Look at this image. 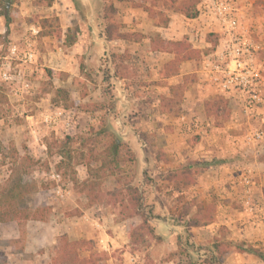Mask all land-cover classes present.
<instances>
[{"label": "crops", "instance_id": "crops-1", "mask_svg": "<svg viewBox=\"0 0 264 264\" xmlns=\"http://www.w3.org/2000/svg\"><path fill=\"white\" fill-rule=\"evenodd\" d=\"M82 1L87 12L85 20L78 14L74 0H53L50 6H40L56 9L54 14L59 16L66 12L67 17L61 18L62 26L54 28H58L59 34L41 35L39 19L51 17L36 16V56L48 62L44 66L69 76L82 75V69L87 67L105 74L102 81L110 84L112 103L104 104L109 93L102 89L101 105L91 113V102H85L83 107L87 109L83 112L88 121L97 125L103 117L111 118V125L134 153L140 191L159 216L150 221L156 232L164 239L169 235L171 241V232L180 233V227L188 229L189 240L196 247L188 250L185 259L196 256L199 261L210 259V264H264L256 255L236 248L238 244H250L264 252V220L248 214L233 191V182L243 169L252 168L256 175L253 193L264 206V155H256L244 138L257 121L243 115L232 97L203 79L199 73L203 55L181 60L174 70L170 64L175 54L151 47V37L159 35L173 41L186 38L193 49L205 50L214 40L217 42L215 34L208 37L206 29H199V18L184 16L171 8L168 0L167 7L156 5L154 0H109L113 20L118 24L117 33L131 36L107 38L104 4L99 10L93 0ZM241 4L244 22L250 23L252 32L264 43V0H241ZM163 17L167 18L166 25L160 23ZM4 21L0 15V34L8 32ZM72 25L74 32L70 30ZM68 36L74 37L72 41ZM51 38L57 43L49 49ZM40 62L36 61V66L24 65L39 70ZM217 98L227 103L229 113L223 120L206 111V103ZM44 101L45 98L36 101L41 108L38 111L45 109ZM39 120L37 114L36 124L26 126L29 132L40 128ZM190 132L199 135L197 141L186 140ZM200 161L204 167L197 169ZM97 214L100 218L95 222L100 233H104L105 224L118 228L112 219L109 225V213ZM174 215H181V221L189 223H174L170 219ZM58 229L34 219L22 224L15 220L0 222V264H50L46 252L55 245ZM65 231L94 238V232L84 227L66 226ZM104 234L106 239L117 241L116 237ZM44 235L49 239L43 241ZM217 243L230 246L218 252L214 247ZM37 247L44 250L36 253Z\"/></svg>", "mask_w": 264, "mask_h": 264}, {"label": "rangeland", "instance_id": "rangeland-1", "mask_svg": "<svg viewBox=\"0 0 264 264\" xmlns=\"http://www.w3.org/2000/svg\"><path fill=\"white\" fill-rule=\"evenodd\" d=\"M83 2L82 0H74L78 14L82 17V20H85L87 12ZM154 3L161 7H167L166 0H154ZM93 4L96 8L98 6L100 10L103 4L105 7L108 6L109 0L105 2L93 0ZM55 12L56 9L50 10L46 7L36 6L34 0H13L8 9H5L2 1H0V15L4 17V20H9L8 32L0 34V62L6 61L10 63L12 72L21 70L23 79L30 84L28 91H23L18 85L19 83L0 79V87L6 95V101L0 108V194L9 186L19 184L26 191L23 198L19 201V208L30 211L39 206H48L50 208L46 220H41L59 228L55 245L49 247V251L46 252L50 258L55 253L58 238L66 235L70 240L90 241L89 244L83 247L84 249L80 250L81 255L87 257L92 253L100 254V259L105 260L107 264H130L128 260L129 254L136 257L135 264H210L212 261L209 262L210 259L208 258V260L203 259L201 261L196 256L184 258V256H188V250H192L196 246L189 240L190 232L188 229L182 227H178L181 231L180 233L171 232V234L173 233L171 241H169L168 235V237L165 236L168 240L163 238L161 241H156L155 238L149 236L145 245L130 243L128 238L129 228L132 224H138L140 219L135 216L127 219L126 222H119L121 221L120 206L115 203L114 194L129 179H133L132 181L140 187L139 166L136 162L121 165L119 175L122 178L120 181L116 180L118 178L116 175L106 176L101 183V198L93 204H89L88 199L80 192L79 187L72 183L70 180L71 174H64L68 170L66 164L60 170L57 169V163L61 159L59 150L65 142H68L66 137H72L65 144H68L73 150L78 146V143L75 142L78 136L89 131L91 127L97 126V124L88 121V118L84 115L83 111L87 109L83 107L84 103L91 102L88 111L93 113L97 109L98 104L101 105L99 97L102 89L109 93L106 94L103 101L107 106L112 103V96L110 95L111 91L108 89L110 84H104L102 81L105 74H100L93 68L87 67L84 71L82 69V75L78 74L76 76H69L64 72L52 69L51 75L46 72L49 67L44 66V64L48 65V62L44 63L43 59H40L41 56H36V34H33L32 29L33 27L36 28V16L44 17L48 15L51 17V28L49 29L53 30L57 26H62L64 21L61 18L67 17V13L64 12V14L59 16L55 15ZM245 24L247 26L250 25L249 22H245ZM74 28L75 25H72L70 30L74 32ZM250 37L261 46L256 55L264 71V43L254 32L250 34ZM51 40L53 39L51 38ZM11 43L18 44L19 54L17 57H12L9 54V45ZM55 43H57L55 40L50 41L48 48L53 47ZM39 45L38 43L37 46L39 47ZM58 45L63 47V44L58 43ZM29 48L34 52L32 61H26L23 56L25 50ZM53 49L55 50V48ZM52 54L54 52L49 54V57ZM4 56L7 57L4 59ZM45 58H48L47 54ZM38 60L41 61V65L38 66L39 70H36V68L30 69L31 67L24 65L31 64L36 66V61ZM19 63L22 64V67ZM86 72H89L87 73L88 76ZM55 87L67 88L71 98L77 102L75 106L69 108L73 112H71L74 121L72 129L64 133L60 131L57 133L55 131L44 133V129L39 134L33 131L29 132L26 126L32 125L33 127L36 124V101L39 98H45L43 107L46 110L50 108L49 104L55 105L51 101L53 88ZM82 98L85 101H82ZM107 119L111 120L109 117ZM198 138L199 135L197 133L190 132L186 140L195 142ZM71 164L74 165V159L71 160ZM203 165V162L200 161L199 165L195 167L200 169L204 167ZM52 167L63 177V180L59 183L62 187V195H58L55 192V182L44 174ZM75 175L80 180L86 176L84 165H75ZM142 195L146 210H151L150 212L147 211V214L151 215L150 221L158 218L159 216L153 213L152 210L154 205L149 202L148 197L147 199L144 198V193ZM104 212L106 215L109 213L110 226L112 225L111 219L118 223V228L116 229L107 226L108 224H105L106 227L103 226L102 229L104 233L111 235L113 238L116 237V242L106 239L105 234L100 233L96 227V219L100 218L97 213L101 215ZM84 216H88V219ZM181 218V215L170 217L177 224L186 225L189 223L186 220L184 222L181 221ZM150 221L149 224H151ZM66 226L91 229L94 232V238L86 239L81 235L67 233L65 231ZM154 232L157 233L156 230ZM101 235L105 237V242L100 240L103 239ZM41 238L44 241L45 239L48 240L49 236L44 235ZM184 244L189 248H185ZM257 248L260 249V247ZM43 250L44 247L42 250L37 247L36 253H40ZM221 250L224 249L221 248ZM48 261L50 263V259Z\"/></svg>", "mask_w": 264, "mask_h": 264}, {"label": "trees", "instance_id": "trees-1", "mask_svg": "<svg viewBox=\"0 0 264 264\" xmlns=\"http://www.w3.org/2000/svg\"><path fill=\"white\" fill-rule=\"evenodd\" d=\"M5 9H8L13 0H0ZM170 7L188 18H195L199 13L198 3L200 0H168ZM53 0H34V3L38 6H50ZM1 14V13H0ZM162 25H166L167 18L163 17L160 20ZM9 20H5V25L8 27ZM105 31L107 32V38L116 36H131L130 34H118V24L113 20L112 16V3L109 1L108 6L105 7L104 13ZM39 25L41 26L40 34H48L55 32L59 34L58 28L49 29L51 27V18H40ZM115 35V36H114ZM213 34L209 33L208 37H212ZM217 38V36L215 35ZM74 37L68 36V40L72 41ZM151 47L154 50L171 51L175 54L174 60L171 62L170 67L174 70L177 64L184 59L192 58L195 56H202L210 52L217 44L214 40L213 45L205 50L193 49L187 39L178 41L165 40L159 35L151 37ZM46 72L49 75L52 74V70L47 68ZM88 75V74H86ZM6 101V95L3 89L0 87V108ZM51 101L55 105H60L66 109H69L77 104L70 96V93L65 87L53 88V96ZM206 111L209 114L214 115L218 120L228 116V107L225 100L222 98L214 99L206 103ZM219 120V121H221ZM218 121V123H219ZM221 123V122H220ZM68 142L72 137L67 136ZM65 142V143H68ZM78 146L75 149H71L68 144H63L59 150L61 159L57 163V169L66 164L68 170L64 174L70 173V180L74 185L79 187L88 199L89 204L98 202L101 198V183L106 176L116 175V180L120 181L121 176L119 172L121 165L126 163H135L136 157L131 151L126 142H124L117 134L116 130L111 125L107 117H103L100 123L96 127H91L89 131L78 136L75 140ZM98 143V144H95ZM74 159V165L71 164V160ZM82 164L86 168V177L78 179L75 175V165ZM133 180V179H132ZM132 180H127L123 183V187L117 190L114 194L115 203L120 206L119 214L120 219H130L137 216L140 219L138 224H132L128 231V238L131 244L145 245L146 239L150 236L155 238L156 241H161L163 236L154 232L155 228L149 224L151 215L147 214V211L143 204V195L140 188ZM23 187L19 184L9 186L4 189L0 194V222L15 220L18 224H22L29 219L45 221L49 212L48 206H39L34 210H23L19 208V201L23 198ZM264 196V187L262 188ZM151 211V210H150ZM149 211V212H150ZM147 232V233H146ZM88 240H70L66 235H62L58 238V244L53 256L50 258V264H107L105 260L100 259V254H90L89 256H82L81 249L86 244H89ZM230 244L217 243L215 249L221 251L227 249ZM237 249H241L250 252L261 260L264 261V252L259 248L250 244L243 247V244H238Z\"/></svg>", "mask_w": 264, "mask_h": 264}, {"label": "built area", "instance_id": "built-area-1", "mask_svg": "<svg viewBox=\"0 0 264 264\" xmlns=\"http://www.w3.org/2000/svg\"><path fill=\"white\" fill-rule=\"evenodd\" d=\"M242 7L241 0H200L198 3L197 18L202 21L199 29H206V32L217 36L216 46L201 58L199 73L207 83L232 97L243 115L252 116L257 121L244 138L256 155H264V72L256 55L261 46L250 37L253 32L243 20ZM32 31L37 33L35 27ZM9 54L17 57L19 48L16 44L10 46ZM23 56L26 61H32L34 52L29 48ZM22 75L21 70L12 72L10 63H1L0 79L19 83L23 91H28L30 84ZM36 105L40 128H34V133L39 134L43 129L44 133H64L71 129L73 117L70 109L49 104L48 110L38 111L40 104L36 102ZM44 174L55 182V192L62 195L59 184L63 180L61 174L53 167ZM255 185L253 169H243L233 182V191L238 204L248 214L264 220V206L257 202L253 193ZM128 260L130 264H135L136 257L129 254Z\"/></svg>", "mask_w": 264, "mask_h": 264}]
</instances>
